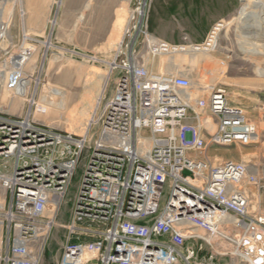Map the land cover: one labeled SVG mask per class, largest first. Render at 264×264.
I'll list each match as a JSON object with an SVG mask.
<instances>
[{
    "label": "built area",
    "instance_id": "2783aa9c",
    "mask_svg": "<svg viewBox=\"0 0 264 264\" xmlns=\"http://www.w3.org/2000/svg\"><path fill=\"white\" fill-rule=\"evenodd\" d=\"M237 1L235 13L252 0ZM150 2L131 0L106 63L102 96L117 73L113 95L84 134L35 124L34 99L25 118L0 117V188L9 196L0 215L4 264H39L79 168L57 264H264V176L241 162L206 157L210 147L249 146L255 126L223 90H195L180 72H151L143 59L204 48L220 22L201 45L185 36L170 45L147 30ZM29 58L25 49L9 60V91Z\"/></svg>",
    "mask_w": 264,
    "mask_h": 264
},
{
    "label": "rangeland",
    "instance_id": "374dc122",
    "mask_svg": "<svg viewBox=\"0 0 264 264\" xmlns=\"http://www.w3.org/2000/svg\"><path fill=\"white\" fill-rule=\"evenodd\" d=\"M10 1L14 2V9L10 17L2 21L5 37L2 44L9 47L3 51L0 49V71L7 74L12 70L9 60L25 49L31 59L21 69L20 83L17 82L19 75L14 74L15 83H18L15 91H9L6 79L0 78V117L12 120L25 118L28 101L34 99L30 119L35 124L76 135L85 133L87 119L79 125L77 132H72L75 127L72 124L82 119L85 106L88 108L87 117L95 110V101L108 73L106 63L114 58L131 9V0ZM59 1L61 5L57 7ZM236 16L235 13L223 20L224 28L210 52L203 55L184 52L143 59L151 72H180L190 79L195 90L207 85L223 90L229 104L240 108L247 121L255 126L256 136L253 143L246 147H210L206 157L213 163L225 159L241 162L254 174L264 176V55L259 51L258 37L254 32L249 41L239 34L236 27L241 23L236 26L232 21ZM254 17L264 20L262 14ZM259 19L251 20L257 22ZM46 41L51 43L49 48L43 44ZM240 51L246 52V58ZM109 78L106 94L102 96L104 98H101L96 113L113 95L117 73ZM194 89L190 93H194ZM195 95L198 94L195 92ZM95 130L91 131V135L95 136ZM81 176L79 168L60 206L39 264H57L60 260L61 247L67 239L72 200ZM0 191V201L5 202L9 196L3 189L0 188ZM168 194L164 192L163 201ZM5 209L6 206L0 209V215L5 213ZM0 221L5 228L1 216ZM4 235L5 231L0 239V259L4 256ZM0 264H4L2 260Z\"/></svg>",
    "mask_w": 264,
    "mask_h": 264
},
{
    "label": "crops",
    "instance_id": "0c3cea01",
    "mask_svg": "<svg viewBox=\"0 0 264 264\" xmlns=\"http://www.w3.org/2000/svg\"><path fill=\"white\" fill-rule=\"evenodd\" d=\"M237 8V0H151L146 27L152 36L170 45L182 44L183 36L187 37L189 43L201 45L211 28L233 16ZM257 18L259 19V17L245 15L236 29L246 41H249L250 35L254 32L258 37L259 51L264 55L263 20L259 19L257 22L251 20H258ZM243 44L246 45V43ZM241 53L246 58V52ZM3 206L4 202L1 200L0 209ZM1 229L2 221H0V239Z\"/></svg>",
    "mask_w": 264,
    "mask_h": 264
},
{
    "label": "bare ground",
    "instance_id": "6f19581e",
    "mask_svg": "<svg viewBox=\"0 0 264 264\" xmlns=\"http://www.w3.org/2000/svg\"><path fill=\"white\" fill-rule=\"evenodd\" d=\"M20 1V0H19ZM10 0H3L0 4V38H2L1 40V44H0V49L3 50H7L9 45H3L2 42L5 41V37H4V27H3V20L5 19V17H10L13 9H14V2ZM24 5V4H23ZM61 5V2L59 1L57 3V7H59ZM25 12V11H24ZM257 14H262V17L264 19V0H252L250 1L248 4H246L245 6H243L237 13H236V17H234V19L232 21H235L236 23V26L241 23L243 21V18L245 15H249V16H256ZM21 16V15H20ZM25 16V15H24ZM24 19V18H23ZM264 21V20H263ZM52 24L54 25L55 24V21L52 22ZM224 28V24L222 22H220L219 26H216L215 29H214V32L212 33V37L211 39L209 40V43H207V45H205L204 48H198L196 50H192V54H202V53H207V52H210L211 50H213L216 46V43H217V38H218V33ZM8 43V42H7ZM5 44V43H4ZM45 45L46 48H49L51 46V43L49 41H46L43 43ZM31 59V58H30ZM156 61V60H155ZM31 62V60H30ZM10 63V62H9ZM10 65V64H9ZM4 67V66H3ZM165 73H169V74H175V73H170L168 71H163ZM1 75V74H0ZM15 75H13V77H11V82L14 83L15 80H16V76L14 77ZM107 77L108 75L105 77L104 81H103V85H102V88H101V92L99 94V98L96 99V104H95V110L93 111V113L91 114L90 117H87V113H88V108L85 106L83 109H82V113L84 112V116L82 117L81 120H78V123L76 122L75 124L73 123L72 125L75 126L73 129H72V132H77L78 130H80V127L79 125H81V123H83V120L87 119V125L89 124L90 121H92L96 111L98 110V107L100 105V100H101V96H102V93L104 91V85L106 83V80H107ZM0 78H4V80L6 79V83L7 82V77L2 74L0 76ZM19 79V78H18ZM191 82V81H190ZM37 83V81H36ZM16 84V83H15ZM192 84V83H191ZM42 97V95H41ZM187 98L191 99L193 98L192 97V94L191 96L189 94H187ZM81 101L83 102L84 101V97H82ZM192 101V102H191ZM191 106L194 108V110H196L197 112H199V106H198V103H196L194 100L191 99ZM31 102V100L29 101ZM84 103V102H83ZM82 103V104H83ZM40 108V107H39ZM5 109V108H4ZM86 125V126H87ZM77 126V127H76ZM71 128V127H70ZM69 128V129H70ZM87 128V127H86ZM86 131V129L84 130ZM84 134V133H83ZM51 215L54 214V206H51L50 209H49Z\"/></svg>",
    "mask_w": 264,
    "mask_h": 264
}]
</instances>
